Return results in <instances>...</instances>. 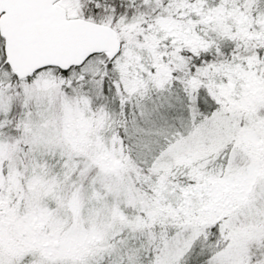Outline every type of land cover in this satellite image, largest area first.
Listing matches in <instances>:
<instances>
[{"label":"snow or ice","instance_id":"6c2138e0","mask_svg":"<svg viewBox=\"0 0 264 264\" xmlns=\"http://www.w3.org/2000/svg\"><path fill=\"white\" fill-rule=\"evenodd\" d=\"M0 264H264V0H0Z\"/></svg>","mask_w":264,"mask_h":264}]
</instances>
